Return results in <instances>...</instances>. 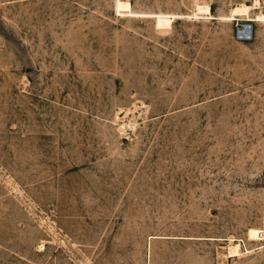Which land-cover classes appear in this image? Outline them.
<instances>
[{
  "label": "rangeland",
  "instance_id": "374dc122",
  "mask_svg": "<svg viewBox=\"0 0 264 264\" xmlns=\"http://www.w3.org/2000/svg\"><path fill=\"white\" fill-rule=\"evenodd\" d=\"M257 1L0 0V264H264Z\"/></svg>",
  "mask_w": 264,
  "mask_h": 264
},
{
  "label": "bare ground",
  "instance_id": "6f19581e",
  "mask_svg": "<svg viewBox=\"0 0 264 264\" xmlns=\"http://www.w3.org/2000/svg\"><path fill=\"white\" fill-rule=\"evenodd\" d=\"M254 1H255V3L258 2L257 0H254ZM255 3H254V5H255ZM248 8H249L248 6H240V7L233 8L232 11H231V19L232 20L234 19L233 15H236V14H238V15H240V14H242V15L243 14H246ZM117 10L119 12H127L129 14L131 13L130 5H129L128 2L118 1L117 2ZM239 12H243V13H240L239 14ZM200 13H202L203 15L204 14L205 15H209V7L208 6L196 5L195 6V9H194V16H196V14L201 15ZM246 17H248V15H246ZM253 21L254 22H259V23H262L263 24V22H264V16L262 14L257 15L253 19ZM246 24L247 23H238V24H236V26H237L238 30L240 31V33H242V34H248L249 29L246 27ZM228 252H229V255H232V256H234V255H240V254H238L239 253L238 244H233V245L228 246Z\"/></svg>",
  "mask_w": 264,
  "mask_h": 264
},
{
  "label": "water",
  "instance_id": "95a60500",
  "mask_svg": "<svg viewBox=\"0 0 264 264\" xmlns=\"http://www.w3.org/2000/svg\"><path fill=\"white\" fill-rule=\"evenodd\" d=\"M246 27L249 29V31H250V29H251V23H247L246 24ZM249 31H248V33H249ZM236 34H239V35H247V34H242V33H240V31L238 30V28H237V26H236V30H235V35ZM246 37V36H245Z\"/></svg>",
  "mask_w": 264,
  "mask_h": 264
},
{
  "label": "built area",
  "instance_id": "2783aa9c",
  "mask_svg": "<svg viewBox=\"0 0 264 264\" xmlns=\"http://www.w3.org/2000/svg\"><path fill=\"white\" fill-rule=\"evenodd\" d=\"M235 38L240 40V39H245L246 37L244 35H239V34H236L235 35Z\"/></svg>",
  "mask_w": 264,
  "mask_h": 264
}]
</instances>
